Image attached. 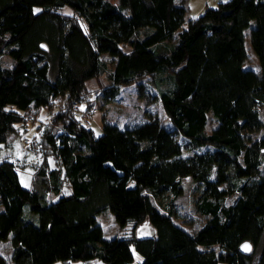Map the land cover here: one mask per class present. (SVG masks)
<instances>
[{"label": "trees", "instance_id": "16d2710c", "mask_svg": "<svg viewBox=\"0 0 264 264\" xmlns=\"http://www.w3.org/2000/svg\"><path fill=\"white\" fill-rule=\"evenodd\" d=\"M186 9V0H0V147L47 114L38 147L27 144L40 153L30 187L0 161L11 264H130L131 248L139 264H264V0L222 1L185 22ZM247 28L257 69L245 66ZM137 82L156 89L169 126L156 113L120 128L99 108L94 135L97 94L102 104ZM184 178L202 186L196 209L207 219L193 233L151 197L167 193L170 205ZM103 211L129 231L103 239Z\"/></svg>", "mask_w": 264, "mask_h": 264}, {"label": "rangeland", "instance_id": "374dc122", "mask_svg": "<svg viewBox=\"0 0 264 264\" xmlns=\"http://www.w3.org/2000/svg\"><path fill=\"white\" fill-rule=\"evenodd\" d=\"M113 1L114 0H110ZM179 1V0H175ZM227 0H186V13L185 22L195 16L201 14L208 7H215L219 2ZM186 23H184L185 25ZM254 25V21H251L250 27ZM250 28L246 29L245 45L248 50L251 68H258V60L254 54L249 39ZM100 59L105 63L106 69L110 70L113 66L114 60L106 54H101ZM249 63V62H248ZM93 85V84H92ZM91 85V86H92ZM167 84L165 83V87ZM163 86V88H165ZM101 93L97 94L95 98V107L97 112L89 117L90 129L94 135H98L101 132V115L102 111L108 117L109 121L116 123L120 128L130 127L139 123H143L147 120L149 115L159 114L160 121L169 126L168 120L164 116V112L160 101L158 100L156 89L148 82H137L129 86L120 87L118 93L112 99H106L105 103H100ZM101 104V105H100ZM99 105V106H98ZM101 108V110H99ZM46 111L40 108L36 113V121L29 120L25 124L24 129L19 128V133L11 134L7 138L6 144L0 147V161L3 159L10 160L16 167L19 184L23 188H29L31 182V172L37 167L40 156L39 152L32 151L28 148V141L32 138L35 132V126L37 123H45ZM209 123L207 124V130L212 127L214 121L208 116ZM178 141L183 144L185 139L181 136L177 137ZM206 148L200 149L204 151ZM188 155L187 151L182 152V157ZM215 179V174L211 176V180ZM184 186V193L182 196L173 199V202L169 205V195L167 193H161L158 195H151L152 201L157 208L164 209L169 207L173 214L174 222L189 233L196 231L206 221V217L201 215L197 209L196 204L200 198L202 186L193 183L189 178L181 180ZM238 194L234 193L226 199L225 204H232L237 199ZM27 209V206H25ZM1 210V206H0ZM27 212L25 213V215ZM33 216V215H32ZM32 219L35 221L36 217ZM97 224L102 230L103 239H111L114 237H123L128 228L120 230L119 226L115 223L112 215L108 211H103L96 216ZM132 262L130 264H139L141 257L131 248ZM259 251V248L257 249ZM11 249L8 241L0 243V255L6 260L7 264L10 263ZM52 264H62L61 261H56ZM68 264H101L99 260L93 259L88 262L82 261H69Z\"/></svg>", "mask_w": 264, "mask_h": 264}, {"label": "built area", "instance_id": "2783aa9c", "mask_svg": "<svg viewBox=\"0 0 264 264\" xmlns=\"http://www.w3.org/2000/svg\"><path fill=\"white\" fill-rule=\"evenodd\" d=\"M91 111H92V112H95L94 108L91 109ZM28 119L31 120L30 117H28ZM84 123H85V125H88V120H85ZM28 145H29V147H30L31 149H33V148H37V147H38L36 136L33 137V138H31V139L29 140V144H28Z\"/></svg>", "mask_w": 264, "mask_h": 264}, {"label": "water", "instance_id": "95a60500", "mask_svg": "<svg viewBox=\"0 0 264 264\" xmlns=\"http://www.w3.org/2000/svg\"><path fill=\"white\" fill-rule=\"evenodd\" d=\"M41 47H42L43 49L45 48V46H44L43 44L41 45ZM151 234H153V232H150V235H151ZM139 236H140V235H138V237H139ZM240 249H241L242 252H244V253H248V252H250V251L252 250V247H251L250 243L245 242V243H243V244L241 245Z\"/></svg>", "mask_w": 264, "mask_h": 264}]
</instances>
